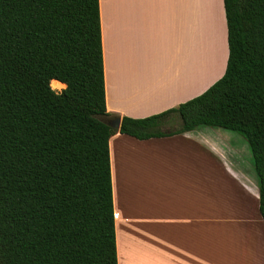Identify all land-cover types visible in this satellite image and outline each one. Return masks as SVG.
I'll list each match as a JSON object with an SVG mask.
<instances>
[{"label": "trees", "instance_id": "obj_1", "mask_svg": "<svg viewBox=\"0 0 264 264\" xmlns=\"http://www.w3.org/2000/svg\"><path fill=\"white\" fill-rule=\"evenodd\" d=\"M223 4L224 74L163 112L122 116L117 129L102 121L115 115L105 104L99 0H0V264H118L109 154L116 132L239 133L264 223V0ZM176 117L177 127H166Z\"/></svg>", "mask_w": 264, "mask_h": 264}, {"label": "crops", "instance_id": "obj_2", "mask_svg": "<svg viewBox=\"0 0 264 264\" xmlns=\"http://www.w3.org/2000/svg\"><path fill=\"white\" fill-rule=\"evenodd\" d=\"M99 13L105 104L115 117L175 107L225 71L223 0H99ZM202 130L110 137L118 264H264L256 177L232 161L218 129ZM231 179L247 192L244 206L225 194Z\"/></svg>", "mask_w": 264, "mask_h": 264}, {"label": "rangeland", "instance_id": "obj_3", "mask_svg": "<svg viewBox=\"0 0 264 264\" xmlns=\"http://www.w3.org/2000/svg\"><path fill=\"white\" fill-rule=\"evenodd\" d=\"M223 74L224 73H222V75ZM55 87H52V88L55 89L56 91H60L63 86L55 85ZM178 123H179V121L176 117L174 120H172V123L167 125L166 127L170 126L171 128H175V127H177ZM204 127L208 128V129L209 128L218 129L221 132L222 136H224L223 139L220 137V139H219L221 141L220 144L223 143L226 145V150H227L230 158L232 159V161L235 162L236 165L241 166L246 172L248 171L249 173H251L252 176L256 177L251 152H250V149L248 147L247 140L242 135H240L237 132L230 131L227 129L217 128V127H208V126H199L196 129V131L200 133L203 131L202 129H204ZM227 191H228V195H226V196L228 198H231L233 203L235 201H237L240 203L241 206H242V204L244 206V204L248 200L246 190L243 189L242 186L239 183H237L236 180L234 181L233 179H231L230 186L226 185L225 194H227ZM216 196H217V194H216ZM248 210L249 211L251 210V206H249ZM253 213L254 214L257 213L255 206L253 209ZM258 215H259V212H258ZM256 220H257V218L255 219V221ZM262 224H263V222H262ZM263 226H264V224H263ZM263 252H264V250H263ZM257 254H261V253L259 251H257Z\"/></svg>", "mask_w": 264, "mask_h": 264}, {"label": "water", "instance_id": "obj_4", "mask_svg": "<svg viewBox=\"0 0 264 264\" xmlns=\"http://www.w3.org/2000/svg\"><path fill=\"white\" fill-rule=\"evenodd\" d=\"M102 121L105 122L106 124L114 127V128H117V129L119 128V125H120V118L119 117H115L112 119L103 118Z\"/></svg>", "mask_w": 264, "mask_h": 264}]
</instances>
